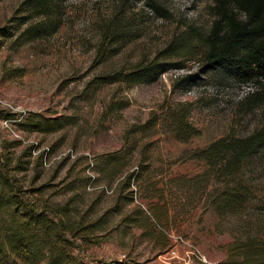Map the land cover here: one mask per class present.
Instances as JSON below:
<instances>
[{
    "label": "rangeland",
    "instance_id": "obj_1",
    "mask_svg": "<svg viewBox=\"0 0 264 264\" xmlns=\"http://www.w3.org/2000/svg\"><path fill=\"white\" fill-rule=\"evenodd\" d=\"M22 1H0V27ZM136 1L65 0L56 33L0 49V154L20 160L23 171H11L18 196L36 210L71 199L70 220L97 226L91 243L78 241L72 251L89 264H162L172 246L206 261L191 264H250L246 240L264 241V149L245 160L237 178L248 190L245 205L224 219L210 206L204 179L190 183L207 172L190 156L230 134L250 136L264 121V103H243L252 83L208 71L197 40L161 57L168 70L152 82L102 84L98 78L177 47L191 30L206 33L213 20L211 0H156L163 16ZM122 3L133 16L125 31L131 41L112 47L103 32ZM177 105H189L196 137L180 142L162 123L134 132ZM34 115L68 123L34 132ZM115 153L118 161L108 162L104 155ZM14 216L0 213V226Z\"/></svg>",
    "mask_w": 264,
    "mask_h": 264
},
{
    "label": "trees",
    "instance_id": "obj_2",
    "mask_svg": "<svg viewBox=\"0 0 264 264\" xmlns=\"http://www.w3.org/2000/svg\"><path fill=\"white\" fill-rule=\"evenodd\" d=\"M64 1L23 0L7 24L0 27V49L6 45L10 50H16L28 42L52 36L61 25ZM144 1L155 14L163 16L164 9L156 0H137L136 3ZM211 1L213 20L206 33L191 30L177 47L170 46L152 60L137 63L128 73L116 72L97 80L101 79L102 84L152 82L168 70L169 65L159 61L161 57L178 56L185 49L186 41L197 40L208 71L219 72L242 84L252 83L255 91L249 93L243 103L249 106L264 103V0ZM124 5L117 7L103 32V41L112 47L131 41V37H126L129 32L125 31L133 16L128 14L130 9ZM102 51L105 55L107 48ZM189 115V105H177L167 110L162 120L158 116L151 117L134 132H148L162 123L167 125L168 132L176 140L187 142L199 135V131L189 124ZM39 118L33 116L35 122L31 123V131L53 132L68 123L67 117ZM263 149L264 121L248 137L230 134L192 152L190 157L203 161L207 172L205 177L193 178L190 183L198 186L197 181L204 179L203 191L213 194L210 206L221 219L235 214L245 205L248 190L239 184L237 178L245 160ZM116 155L104 156L108 162L115 163L119 159ZM11 171H23L20 160L14 161L10 154L6 157L0 154V213L13 211L15 215L9 223L3 222L0 226V264H89L74 256L72 251L77 248L78 241L81 245L91 243L90 238L97 226H83L70 220L71 199L64 206L30 208L19 198ZM127 179L129 181L130 176ZM246 241L244 258L250 264L264 262V241L261 244H256L254 238Z\"/></svg>",
    "mask_w": 264,
    "mask_h": 264
},
{
    "label": "crops",
    "instance_id": "obj_3",
    "mask_svg": "<svg viewBox=\"0 0 264 264\" xmlns=\"http://www.w3.org/2000/svg\"><path fill=\"white\" fill-rule=\"evenodd\" d=\"M159 262L162 264H170L169 262H174V264H181V262L191 264L192 262L201 261L188 248L172 246L165 255L160 256Z\"/></svg>",
    "mask_w": 264,
    "mask_h": 264
},
{
    "label": "built area",
    "instance_id": "obj_4",
    "mask_svg": "<svg viewBox=\"0 0 264 264\" xmlns=\"http://www.w3.org/2000/svg\"><path fill=\"white\" fill-rule=\"evenodd\" d=\"M181 242L184 243L183 241H181ZM199 259H200L201 262L206 263V261L203 258H199Z\"/></svg>",
    "mask_w": 264,
    "mask_h": 264
}]
</instances>
